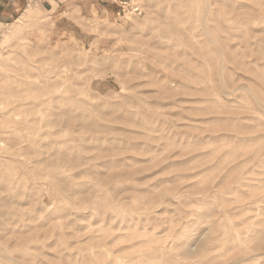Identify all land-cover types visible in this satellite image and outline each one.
<instances>
[{"label":"rangeland","instance_id":"1","mask_svg":"<svg viewBox=\"0 0 264 264\" xmlns=\"http://www.w3.org/2000/svg\"><path fill=\"white\" fill-rule=\"evenodd\" d=\"M122 1L2 29L0 264H264V0Z\"/></svg>","mask_w":264,"mask_h":264},{"label":"crops","instance_id":"2","mask_svg":"<svg viewBox=\"0 0 264 264\" xmlns=\"http://www.w3.org/2000/svg\"><path fill=\"white\" fill-rule=\"evenodd\" d=\"M122 0H0V36L5 26L19 20L34 21L30 13L39 12V17L55 27L62 22L81 21L87 12L92 14L116 8ZM117 4V5H116ZM35 15V14H34Z\"/></svg>","mask_w":264,"mask_h":264},{"label":"bare ground","instance_id":"3","mask_svg":"<svg viewBox=\"0 0 264 264\" xmlns=\"http://www.w3.org/2000/svg\"><path fill=\"white\" fill-rule=\"evenodd\" d=\"M206 13V12H205ZM41 70V69H40ZM18 76V75H17ZM26 76V75H25ZM20 77V76H19ZM56 87V86H55ZM32 93V92H31ZM36 93V92H35ZM38 94V93H37ZM36 95V94H35ZM34 97H36V96H34ZM49 111V110H48ZM37 112V111H36ZM41 112V111H40ZM51 112V111H50ZM42 113V112H41ZM40 114V113H39ZM43 114V113H42ZM49 115V114H48ZM35 116V115H34ZM42 116V115H41ZM42 117H44V116H42ZM46 119V118H45ZM47 124V123H46ZM53 125H55V123L53 124ZM46 126V125H45ZM53 127V126H52ZM187 252V255H190L191 253H193V250H187L186 251ZM196 252V251H195ZM238 262H240V260L238 261ZM237 262V263H238Z\"/></svg>","mask_w":264,"mask_h":264}]
</instances>
